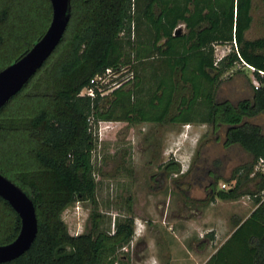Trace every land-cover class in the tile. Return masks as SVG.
<instances>
[{
  "label": "trees",
  "instance_id": "1",
  "mask_svg": "<svg viewBox=\"0 0 264 264\" xmlns=\"http://www.w3.org/2000/svg\"><path fill=\"white\" fill-rule=\"evenodd\" d=\"M252 5L253 0H70L59 44L0 108V173L30 197L37 217L30 248L0 264H130L125 251L118 258L134 234L130 202L105 230L97 208L98 126L112 120L225 125L224 145L239 144L252 161L238 177L235 168L229 179L234 185L217 195L247 194L255 207L204 264H264V175L251 177L259 178L254 191L238 192L241 179L264 159V132L248 122L264 113V35L246 37ZM51 17L50 0H0V70L32 47ZM178 26L183 30L174 34ZM218 45L229 47L220 59ZM235 65L251 70L259 87L236 103L217 100L223 75ZM119 66L133 71V84L110 97L79 95L92 76ZM167 165L178 172L177 162L169 159ZM76 201L91 203V224L71 235L61 212ZM19 230L18 214L0 197V244L12 242Z\"/></svg>",
  "mask_w": 264,
  "mask_h": 264
},
{
  "label": "rangeland",
  "instance_id": "2",
  "mask_svg": "<svg viewBox=\"0 0 264 264\" xmlns=\"http://www.w3.org/2000/svg\"><path fill=\"white\" fill-rule=\"evenodd\" d=\"M251 14L252 24L246 32L248 39L264 35V0H253ZM215 50L217 59H220L228 52L229 47L218 45ZM253 86L254 77L251 70L235 65L223 75L216 99H228L236 103L251 97ZM248 122L258 125L264 132V113L249 117ZM225 129V125H219L213 131L209 124L199 123L158 125L142 122L127 125L112 120L99 124V141L94 150V163L97 208L103 215L100 227L107 229L112 225L111 220L114 217L125 214L127 202L131 204L134 217L133 238L124 250L121 248L119 259L125 251L130 264H204L229 237L228 234L234 228L233 217L238 215L236 221H240L249 215L255 207L254 198L250 195H240L234 206L228 201L222 202L224 204L210 203L206 197L207 202L202 205L184 199L176 189L175 179L181 178V169L178 172L166 171L163 176L159 175L169 159L171 162H177L180 168L183 164H186L183 167H191L193 171L190 176L196 174L191 178L198 175L199 171L195 170L197 165H222L219 170L221 177L215 178L214 191L221 190L219 187L223 182L226 184L223 190L231 188L235 183L234 180H229L233 170L239 168L236 173L238 177L245 170L242 167L252 161V155L239 144L225 146ZM255 165L249 176L241 179L238 190L240 194L256 189L255 183L259 178L251 180L254 173L260 172L264 175ZM127 167L131 168L130 172ZM153 173L159 175L162 182L156 184L150 181L149 176ZM190 176H187V179H190ZM261 194L264 195V190ZM128 197L131 198L130 201H127ZM91 209L90 202L80 201L70 203L63 209L61 218L69 234L77 235L90 227ZM199 214L208 220L213 214L224 217L229 230L224 238L219 235L216 237L214 229L204 230L205 246L197 253L199 230L193 228L188 231V228H185L184 232H190L192 236L175 238L169 220L173 216L193 219ZM186 221L180 220V223L183 222L181 227Z\"/></svg>",
  "mask_w": 264,
  "mask_h": 264
},
{
  "label": "water",
  "instance_id": "3",
  "mask_svg": "<svg viewBox=\"0 0 264 264\" xmlns=\"http://www.w3.org/2000/svg\"><path fill=\"white\" fill-rule=\"evenodd\" d=\"M51 21L43 35L19 59L0 70V108L28 82L59 44L69 21L70 0H50ZM183 30L178 26L174 34ZM0 197L6 200L20 218L15 239L0 244V263L28 250L37 234V217L30 197L0 173Z\"/></svg>",
  "mask_w": 264,
  "mask_h": 264
},
{
  "label": "crops",
  "instance_id": "4",
  "mask_svg": "<svg viewBox=\"0 0 264 264\" xmlns=\"http://www.w3.org/2000/svg\"><path fill=\"white\" fill-rule=\"evenodd\" d=\"M178 162H179V160H178ZM184 165H186V164H183L181 166L180 174L182 173V171L185 172L187 169L191 168V167H183ZM221 166L222 165L212 164V165H209V166L200 167V165H197V167L195 166V170L200 172V173L198 172L197 177L196 178H191L193 175H196V174H193L192 176H190V179H187V181H185L184 183H180V182L176 183L175 187L179 191V194H182L181 191H183V190H185V191H189L190 190V194L192 195V197L198 199L197 202L201 203L202 205H203V203L207 202V200L205 201V197H206L207 199L209 198L210 203H214L215 202L216 204H224L222 202H227L228 201L231 204V206H234V204L236 202H238V199L241 196H238V197H236L234 199H231V200H229V199H221L217 195L218 190L216 189L217 191H214L215 176L216 175L221 176L220 171H219L220 169H222ZM236 167H237V165H236ZM233 169L234 168H232V170ZM201 181H202V183H201ZM221 190H223V189H221ZM192 193L193 194H197V195H193ZM245 218H243V219H245ZM181 219H186L187 220L184 223L183 227H181V224L184 221L182 223H180ZM236 220H238V215H235L233 217L232 222L235 223ZM169 222L171 223L170 229L173 231L175 238H177V237L189 238V236H192V235H190L191 234L190 232H184L185 228L186 229L188 228L187 229L188 231L189 230L192 231L193 228H196L197 230H199V235H198L199 237H197L198 238L197 240L199 241L198 244H197V253H200L199 249H201V247L205 246V239L203 238L204 237L203 234L206 231H204V230H207V228L214 229L215 232H216L215 236L218 237V235H219L222 238L225 237V235L227 234V232L229 230V227H227V223H226L225 218L221 217L218 214H213L210 220L205 218L202 214H199L196 218H193V219L192 218H187V217H183L182 218L180 216H173L172 219L169 220ZM186 224H188V225L186 226ZM233 230H234V228L232 229V231ZM220 232H221V235H220ZM231 232H230V234H231ZM230 234H228V236Z\"/></svg>",
  "mask_w": 264,
  "mask_h": 264
},
{
  "label": "built area",
  "instance_id": "5",
  "mask_svg": "<svg viewBox=\"0 0 264 264\" xmlns=\"http://www.w3.org/2000/svg\"><path fill=\"white\" fill-rule=\"evenodd\" d=\"M134 73L131 69L125 66H119L117 68L107 67L102 72L92 76L86 86H84L80 92V96H87L90 98L105 97L110 95L114 89L125 86L133 78ZM259 82L254 79V87H259ZM255 167L257 170L264 172V159L260 158ZM221 189L226 188V184L223 182L220 184Z\"/></svg>",
  "mask_w": 264,
  "mask_h": 264
},
{
  "label": "flooded vegetation",
  "instance_id": "6",
  "mask_svg": "<svg viewBox=\"0 0 264 264\" xmlns=\"http://www.w3.org/2000/svg\"><path fill=\"white\" fill-rule=\"evenodd\" d=\"M134 79H135V78H134V76H133V78L130 80V82H129L128 84H126L125 86H123V87H128L129 85L133 84ZM147 123H151V122H147ZM151 124H158V125H160L159 123H151ZM164 124H166V123H164ZM164 124H161V125H164ZM167 124L175 125V124H173V123H169V122H167ZM209 125L212 127V130H213V131L217 129V128L215 129L213 125H211V124H209ZM225 130H226V129H225ZM152 135H154V133H153ZM172 163H175V162H172ZM170 166H172V165H169V167H170ZM169 167H168V165H166V166L163 168V171H161L159 175H160V176H163L164 173H165L166 171H171ZM179 169H181V168L179 167ZM180 171H181V170H180ZM191 171H192L191 168L187 169L185 172L182 171V173H181V178H180V179H175V182H176V183H178V182H180V183H184L185 181H187V176H190L189 174H190ZM179 173H180V172H179ZM159 175H156L155 173L151 174V175L149 176L150 181H153V182H155L156 184H157V182H162L161 178H159ZM157 176H158V178H157ZM185 177H186V179H185ZM181 192H182V194H180V195H181L182 197H184V199H187V200H190V201H195V202L198 201V199L192 197V195L190 194V190H189V191H185V190H183V191H181ZM186 197H187V198H186ZM197 203H198V202H197Z\"/></svg>",
  "mask_w": 264,
  "mask_h": 264
}]
</instances>
